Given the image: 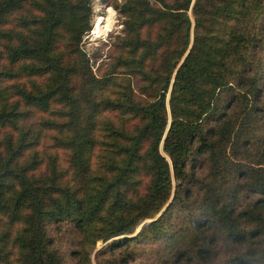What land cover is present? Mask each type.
<instances>
[{
	"label": "trees",
	"instance_id": "1",
	"mask_svg": "<svg viewBox=\"0 0 264 264\" xmlns=\"http://www.w3.org/2000/svg\"><path fill=\"white\" fill-rule=\"evenodd\" d=\"M155 1L159 7L126 0L122 8L124 48L138 56L119 58V66L140 68L160 48L164 34L142 39L144 26L162 22L165 32L179 33L156 93L138 103L124 91L126 99L111 100L112 75L94 77L80 48L91 28V0H0V264H92L96 241L115 237L94 256L95 264H140L148 239L161 243L147 264L211 263L220 256L219 240L239 244L224 264L264 260V92L257 80L264 65L255 31L264 0H195V34L183 60L192 0ZM203 3L224 24L219 37L199 33ZM225 94L230 98L221 106ZM108 108L139 116L143 124L119 137L118 157L108 163L106 154L100 171L92 134L97 113ZM31 109L52 116L42 118V128L68 132L54 137V145L70 151L69 179L54 157L42 160L38 134L32 137L26 124ZM163 137L171 163L159 150ZM201 163L206 167L199 173ZM143 170L150 179L138 193ZM171 195L166 215L185 212L174 230L163 216L126 236Z\"/></svg>",
	"mask_w": 264,
	"mask_h": 264
},
{
	"label": "rangeland",
	"instance_id": "2",
	"mask_svg": "<svg viewBox=\"0 0 264 264\" xmlns=\"http://www.w3.org/2000/svg\"><path fill=\"white\" fill-rule=\"evenodd\" d=\"M150 1L155 6H160L155 0ZM165 1L167 3H171L173 0ZM194 1L195 0H192L191 6L188 10V15L191 19L189 47L185 55L182 57V60L189 52L194 39L195 16L193 15L192 11ZM228 1L230 0H215V4L224 5ZM116 3H118V8L114 6ZM124 5H126V0H91V28L83 35L80 48L85 53L86 57L89 59V65L94 77L103 78L112 75V82L106 89V95L109 96L111 100H117L119 98L126 99L127 95L135 102L145 103L153 98L154 94L158 89L157 79H159L158 75L160 74V72L164 73L165 71H167L168 66L174 60V52L179 44V33L173 30L170 31V33L165 32L167 24L162 22L144 26L139 31V36L142 39L155 41L160 39L161 36H163L164 34V38L162 39L160 48L158 47L154 55L146 58L140 68L135 69L132 67L119 66V58L138 56V54L131 55V53H128V50L124 48L123 41L128 35V31L126 29L127 18L122 12V8ZM213 10V8H210L209 6L203 3L202 12L200 14V18L203 19V24L199 28V33L201 35H214V37H219L220 35H222V33H224V24L218 16L212 15ZM101 20H103L104 22L114 23L112 28L107 32L105 36H97L95 34L96 27ZM255 26V31L259 34L258 39L263 42L261 43L262 49L258 52L257 58L259 59L260 63L264 65V11L259 16V19L256 21ZM252 58V55H248L246 59L253 60ZM182 60L180 62H182ZM254 63L256 67V62L254 61ZM259 75H262V79H257L258 85L263 89L264 92V69H261ZM73 81L75 89L78 91L81 88V80L78 76H75ZM172 81L173 76L165 100L166 112L168 116V125L165 129L164 134L167 133L169 123L171 121L168 100L171 93ZM123 91L126 95L121 94ZM229 98L230 94H225L224 96L221 95V106L224 105V100L226 101V99ZM30 113V118L27 120L26 124L33 131L32 137H35L38 134L37 137H39V139L37 147L39 149V153L41 155L42 160H44L46 163L49 158L54 157L57 160L61 171L65 173V177L69 179L68 173L70 169L68 167V160L70 151L67 147H56L54 145V137H67L68 132L65 130L59 132L57 129L53 130L42 128L40 126V121L42 120V118H48L52 116L45 112H41L35 109H31ZM142 124V118H140L139 116H134L129 112H124L120 109L110 108L100 110L97 113L96 123L92 134L95 143V147L93 149V155H95L93 159L94 165L98 169H100V171H104L105 168H103V165L106 160L108 159L107 162L109 163L112 157L115 159L118 157L116 143L118 141H121L119 140V137H123V134H134L141 127ZM163 140L164 137L161 141L159 150L167 158L169 163H171L167 153L164 151ZM111 143H114L115 145L110 147L109 145ZM109 149L111 150V152H107V150ZM106 154H108L110 157L105 160ZM204 167H206V164L203 163L202 165L198 164L196 168L199 173H202ZM149 179V174L143 170V172L137 177L138 184L135 186V192L144 193L146 187L148 186ZM172 184L173 195V191L176 185L173 176ZM172 195L168 202L153 218L144 219L139 223L138 227L135 230L133 229L130 234H127L126 236L138 235L144 228L148 227L152 221L163 216H165V219L171 220L170 227L172 228V230H174L178 222H180V215L185 216V212L175 209L170 214H168L169 216L166 215L167 208L171 202ZM146 221V226L142 228V224ZM118 238L119 237H115L106 242H104L102 239H98L96 241V247L91 256L92 264H95L94 256ZM160 243L161 242L158 241H151V239L147 240L144 246V254L140 260V264H147L154 261V256H156L154 250L158 248V245ZM219 243V258L213 260L211 263L206 264H224V262L227 261V256L230 251H232V248L235 249L236 247H239V244L225 242L224 240H219ZM255 243L256 241L254 242V244ZM244 244H241V247L243 248L242 251H244V249L246 248V245ZM122 250L123 248L120 249L121 252ZM262 263H264V260H262L259 264Z\"/></svg>",
	"mask_w": 264,
	"mask_h": 264
},
{
	"label": "bare ground",
	"instance_id": "3",
	"mask_svg": "<svg viewBox=\"0 0 264 264\" xmlns=\"http://www.w3.org/2000/svg\"><path fill=\"white\" fill-rule=\"evenodd\" d=\"M113 24V22H104L103 20H101L96 27L95 34L97 36H105L107 32L112 28Z\"/></svg>",
	"mask_w": 264,
	"mask_h": 264
},
{
	"label": "water",
	"instance_id": "4",
	"mask_svg": "<svg viewBox=\"0 0 264 264\" xmlns=\"http://www.w3.org/2000/svg\"><path fill=\"white\" fill-rule=\"evenodd\" d=\"M146 224H147V221L145 223H143L141 227L144 228L146 226ZM121 237H123V236H121Z\"/></svg>",
	"mask_w": 264,
	"mask_h": 264
}]
</instances>
